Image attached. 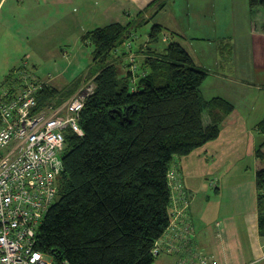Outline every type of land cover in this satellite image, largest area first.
I'll return each mask as SVG.
<instances>
[{"label": "trees", "instance_id": "1", "mask_svg": "<svg viewBox=\"0 0 264 264\" xmlns=\"http://www.w3.org/2000/svg\"><path fill=\"white\" fill-rule=\"evenodd\" d=\"M157 2L160 11L165 0L151 6ZM248 4L264 8V0ZM147 23L139 14L127 26L111 24L82 36L92 48L95 87L79 115L83 135L65 136L58 196L36 236V250L53 264H155L152 250L172 221L175 159L216 140L234 110L223 98L202 97L208 72L197 68L174 32L154 23L135 49L137 31ZM21 69L7 76V87L17 83ZM40 84L38 109L62 104L81 82L61 89ZM256 128L264 136V120ZM263 149L264 142L255 151V186L264 238Z\"/></svg>", "mask_w": 264, "mask_h": 264}, {"label": "crops", "instance_id": "2", "mask_svg": "<svg viewBox=\"0 0 264 264\" xmlns=\"http://www.w3.org/2000/svg\"><path fill=\"white\" fill-rule=\"evenodd\" d=\"M155 1L157 0H118V4L110 9V0H0V49H5V41H9V38L17 45H25V39L31 38L46 42L48 38L65 32L75 30L83 32L82 23L85 20L92 22L101 19V22L110 21L105 26L111 24L127 26L130 21L135 20L134 17L133 19L128 17H138L142 14L143 20L148 22V25L159 23L174 32L176 41L192 56L197 68L208 72L209 76L211 71L213 72L211 69L213 67H210L205 59L194 57L185 47L184 41L188 40L183 35L184 28L177 22L176 15H173L171 22L165 18V15L171 12L168 6L171 0H165V6L160 11H158L160 3L151 6ZM192 1L196 4L195 0ZM236 1L239 3L238 0H221L219 6L231 7L236 21L239 20L237 12H241V16L246 17V9L250 10L249 15L256 17L257 25L245 42L249 46V57L243 64L239 45L242 47L244 42L243 39L238 38L239 33L234 24L225 29L223 33L225 35H222L221 26L217 27L216 29L219 28L221 31L216 38L221 42L217 50L221 58L215 61L214 68L218 71L214 72V75L221 78V87L236 88L245 85L246 101L249 100L246 96L248 89L256 90L257 94L253 95L246 109L252 112L256 109L264 113V96H262L264 94V10L260 7L251 10L248 0H241V5H236ZM189 5L188 12H190ZM111 12L115 17L110 19ZM154 14L155 17L151 19ZM137 38L139 39L138 36ZM144 42L145 40L138 42L136 40L134 48L138 49L136 45ZM18 69L20 68L14 69V72ZM11 72L4 76L3 84ZM35 80L39 83H47L39 79ZM66 85L68 84L64 83L59 89ZM220 98L230 100L227 97ZM260 118L247 120L238 107H234L232 113L222 123L216 140L186 157L179 158L175 167L173 165L174 183L184 188L190 198L189 215L194 228V237L179 252L171 255L161 254L159 264H194L199 255L205 256L208 264H264V238L258 233L255 187V173L259 166L255 151L257 146L264 142V140L260 141V134L256 128L264 120ZM245 160L249 161L251 167L243 165ZM238 165H243V173L248 174L250 178L245 179L242 172L240 175L234 173ZM207 177H213L212 180L218 183L224 180V188L227 191L225 201L218 183L214 187L213 197L207 194V185L203 183ZM200 192L207 194L203 200L198 199ZM217 223H220L221 227H218Z\"/></svg>", "mask_w": 264, "mask_h": 264}, {"label": "built area", "instance_id": "3", "mask_svg": "<svg viewBox=\"0 0 264 264\" xmlns=\"http://www.w3.org/2000/svg\"><path fill=\"white\" fill-rule=\"evenodd\" d=\"M40 88L24 73L0 94V264H53L35 248L37 229L58 196L65 136L83 135L79 115L94 90L81 89L60 105L38 109ZM170 181L172 221L152 250L155 257L179 252L194 237L190 200L172 172ZM194 264L208 261L199 255Z\"/></svg>", "mask_w": 264, "mask_h": 264}, {"label": "rangeland", "instance_id": "4", "mask_svg": "<svg viewBox=\"0 0 264 264\" xmlns=\"http://www.w3.org/2000/svg\"><path fill=\"white\" fill-rule=\"evenodd\" d=\"M195 1L196 4L192 0L169 1L168 6L171 12L167 13L165 18L171 22L173 21V19H171L173 15H176L177 22L184 28L183 35L187 38L186 40H188L184 41L185 47L190 53H193L194 57L201 60L205 59L204 61L210 67H213L211 68L213 69V72L211 71V74L207 76L201 86L202 97L207 101L214 97H227L230 99L228 101L231 102L234 107H238L239 111L243 113L247 120H257L259 117H261L260 120H262L264 118L263 111H256L255 109L252 112L251 110L248 111L246 109V105L251 103V98L254 97L253 95L257 94L256 90L248 89L246 96H248L249 100L246 101L244 98L246 90L245 85L244 87L236 88H230L228 86L221 87V78L214 75V72L217 73L218 71L217 68H214L215 61L216 59L219 60L221 58L217 51L221 42L216 40L219 35L218 33L221 31L219 28V30L216 28L221 26V30L223 31L222 35H225L223 34L225 33V29H228L234 24V27L237 28L239 33L238 38L243 39L244 42L242 47L239 45V48L242 50L241 59L244 64L245 59L249 57V46L246 45L245 42L248 39L249 33L257 25L255 23L256 17L254 15L252 16V14L249 15L250 10L246 9V17L241 16V12H237V14L235 13L239 17V20L236 21L234 15L232 14L231 7L219 6L221 0ZM238 1L239 3L236 1V5H241V0ZM110 4V9H112V6L118 4V0H110ZM188 5L190 12H188ZM260 9L264 10L262 7H260ZM188 13L190 16H188ZM114 17L115 14L111 12L110 19ZM133 17L136 19L137 16H130L128 19H133ZM100 20L101 19L96 21L93 20L92 22L85 20L82 23V26L84 27V29H82L83 32H81V30L65 32L61 35L48 38L46 42H40L38 41V38H31L29 40L25 39V45H17L14 44L13 39L9 38V41H5V49H0V94L8 88L7 85L3 84L4 76L11 71H14L16 68H22L18 75L19 77L25 73V79H39L41 81L51 83L48 85L54 86L58 89L60 86L64 85V83L70 84L79 80L81 84L77 88L76 92L81 89L86 90L88 87L94 89V76L91 75L93 71L91 55L92 48L82 41V34L87 30L95 29L97 26H105L110 23V21L101 22ZM147 25L148 24H145L137 31L139 41L147 39V33L151 26ZM192 26H194V28H192ZM200 27H202V30H200ZM176 33L179 34L178 32ZM230 66L232 67L233 65ZM118 67L120 75H122V68L120 65ZM83 93L85 92L83 91ZM262 96H264V94ZM259 136L260 141H263L264 136ZM178 160L179 158L175 159L173 164L174 167ZM243 165L251 167L248 160H245ZM243 165H238L235 168L234 173L237 175L242 174L244 172L242 171ZM242 175H244L245 179L250 178L248 174L243 173ZM212 179L213 177H207L203 181V183L207 185V194L211 195V197H213L214 187L218 183ZM218 184L219 189L222 190L221 196H223V200L225 201L227 191L224 188V180ZM207 194L200 192L198 199L203 200L204 196ZM159 261L160 257H157L155 264H159Z\"/></svg>", "mask_w": 264, "mask_h": 264}]
</instances>
